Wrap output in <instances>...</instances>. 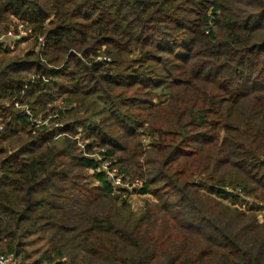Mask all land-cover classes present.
I'll return each mask as SVG.
<instances>
[{"label": "trees", "instance_id": "obj_1", "mask_svg": "<svg viewBox=\"0 0 264 264\" xmlns=\"http://www.w3.org/2000/svg\"><path fill=\"white\" fill-rule=\"evenodd\" d=\"M20 24L0 43L1 255L264 264V225L221 199L264 204V0H0V37ZM132 194L157 203L138 217Z\"/></svg>", "mask_w": 264, "mask_h": 264}, {"label": "rangeland", "instance_id": "obj_2", "mask_svg": "<svg viewBox=\"0 0 264 264\" xmlns=\"http://www.w3.org/2000/svg\"><path fill=\"white\" fill-rule=\"evenodd\" d=\"M10 32H13L14 34L13 35H9ZM27 32H28V35L25 38V40L31 34V31L30 30H28ZM15 33L18 34L19 32H16V31H8V34L6 35V37H7L6 39L7 40H10V41L16 40L15 39L16 38L15 37ZM27 47H28V44L26 43V44H23L21 46V49L25 50ZM156 97H160V99L159 98H156V103L157 102L160 103V100H162L163 95H162V93H158L156 95ZM18 108H21L22 110H24L25 107H18ZM48 124H49V122H48ZM1 130H2V127L0 126V132H1ZM81 130L82 129H80L79 131H81ZM101 152H103V150ZM100 153L97 152V153H95V155L89 156V158H95L96 160L100 161V160H102V157H100V155H99ZM84 154H85V152H84ZM104 164H105V161H103L101 163L100 168L98 169V171L100 169L103 170ZM112 169L114 170L116 168L115 167H112ZM109 170H110V168H109ZM91 173H92V171H86V174H91ZM135 181H133V182H135ZM137 181H139V180H137ZM95 184H98V183H95ZM137 188H138V190L141 189L139 187H137ZM124 199L126 200V202L128 203V205L131 207V211L133 212V214L137 215L138 217L141 216V214L143 213L145 207L149 203H151V204L157 203L155 197H153L151 195L142 196V195H138V194H132L130 196H125ZM221 199H223V201H224L225 204H227L229 206H232L233 208H239V209H241L243 211H247V212H250V213L253 210L252 212L256 215L258 223L261 224V225H264V204H262V203H260V202H258L256 200H252V199L238 198V199H235L234 200L232 197L221 198ZM175 202L176 201L173 200V201H171V204L174 205V206L175 205H179V203H175ZM183 209H184V211H187L188 210V209H186V207H184ZM43 245H44L43 242H37L35 245H33L32 247H30L29 250L32 251V250L40 249V248H42Z\"/></svg>", "mask_w": 264, "mask_h": 264}, {"label": "built area", "instance_id": "obj_3", "mask_svg": "<svg viewBox=\"0 0 264 264\" xmlns=\"http://www.w3.org/2000/svg\"><path fill=\"white\" fill-rule=\"evenodd\" d=\"M10 31L19 32L18 34L15 33L16 40H12V41L7 40L6 39L7 38L6 35L8 34L7 32V34L0 37V43H4L5 47H8L13 50L16 42H18L20 39H25L27 37L28 30L26 29L25 25L20 24L17 30L14 27H12ZM13 34H14L13 32L9 33V35H13ZM24 110L28 111L27 108H25ZM112 167H114L112 161H105L103 170L100 169L99 171L107 174L108 179L111 181L112 185L117 190H127L130 192H134L138 190L137 187L139 188L142 187L143 183L141 181H135V182H131L129 180L124 181V178L120 175L119 171L117 169L113 170ZM0 264H18V262L15 260L13 256H5L0 254ZM44 264H50V263H44Z\"/></svg>", "mask_w": 264, "mask_h": 264}]
</instances>
